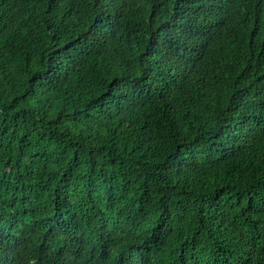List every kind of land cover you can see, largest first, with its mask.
<instances>
[{"label": "trees", "instance_id": "trees-1", "mask_svg": "<svg viewBox=\"0 0 264 264\" xmlns=\"http://www.w3.org/2000/svg\"><path fill=\"white\" fill-rule=\"evenodd\" d=\"M0 264H264V0H0Z\"/></svg>", "mask_w": 264, "mask_h": 264}, {"label": "clouds", "instance_id": "clouds-1", "mask_svg": "<svg viewBox=\"0 0 264 264\" xmlns=\"http://www.w3.org/2000/svg\"><path fill=\"white\" fill-rule=\"evenodd\" d=\"M93 257H95V259H98V260L103 259V255H101L100 252L98 251L93 252Z\"/></svg>", "mask_w": 264, "mask_h": 264}]
</instances>
